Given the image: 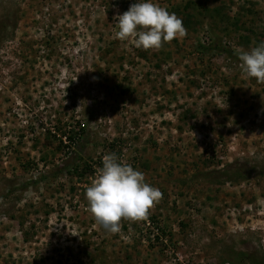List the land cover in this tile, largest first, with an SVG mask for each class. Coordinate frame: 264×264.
<instances>
[{"label": "rangeland", "instance_id": "374dc122", "mask_svg": "<svg viewBox=\"0 0 264 264\" xmlns=\"http://www.w3.org/2000/svg\"><path fill=\"white\" fill-rule=\"evenodd\" d=\"M136 2L0 0V264H264V83L236 51L264 0H153L187 35L147 51L115 37ZM109 153L163 193L118 234L86 199Z\"/></svg>", "mask_w": 264, "mask_h": 264}, {"label": "clouds", "instance_id": "9594fccd", "mask_svg": "<svg viewBox=\"0 0 264 264\" xmlns=\"http://www.w3.org/2000/svg\"><path fill=\"white\" fill-rule=\"evenodd\" d=\"M118 31L115 37L131 40L136 48L159 50L165 43L187 35L182 18L153 0L130 5L114 17ZM242 69L258 83H264V41L250 50L237 49ZM88 211L107 232H121L122 221L137 223L149 218L150 210L163 199V193L145 180V174L123 162L115 153L103 157L86 189Z\"/></svg>", "mask_w": 264, "mask_h": 264}, {"label": "trees", "instance_id": "16d2710c", "mask_svg": "<svg viewBox=\"0 0 264 264\" xmlns=\"http://www.w3.org/2000/svg\"><path fill=\"white\" fill-rule=\"evenodd\" d=\"M214 49L218 50V52H225L224 48L219 47V45H214ZM65 138H67L68 140H71L70 136H66Z\"/></svg>", "mask_w": 264, "mask_h": 264}]
</instances>
